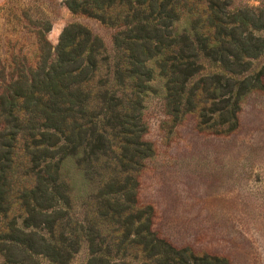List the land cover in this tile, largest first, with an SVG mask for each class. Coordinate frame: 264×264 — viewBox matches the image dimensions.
I'll return each mask as SVG.
<instances>
[{
  "label": "trees",
  "instance_id": "16d2710c",
  "mask_svg": "<svg viewBox=\"0 0 264 264\" xmlns=\"http://www.w3.org/2000/svg\"><path fill=\"white\" fill-rule=\"evenodd\" d=\"M65 5L123 29L112 55L81 25H67L55 47L44 29L35 68L24 61L25 73L9 78L0 98L4 264H72L83 242L85 264H228L176 247L154 229L152 208L138 206V177L154 156L143 110L158 98L171 128L194 113L202 132L233 131L241 99L262 88L264 68L249 71L264 55V9L230 0Z\"/></svg>",
  "mask_w": 264,
  "mask_h": 264
},
{
  "label": "rangeland",
  "instance_id": "374dc122",
  "mask_svg": "<svg viewBox=\"0 0 264 264\" xmlns=\"http://www.w3.org/2000/svg\"><path fill=\"white\" fill-rule=\"evenodd\" d=\"M230 1L255 13L264 9V0ZM186 18L183 13L180 29ZM70 24L89 29L111 55L112 37L123 29L73 13L65 0H0V98L8 93L10 77L25 73V64L35 68L37 33L49 28L46 39L55 47ZM260 68L264 55L253 61L249 72ZM260 80L261 90L241 99L238 124L231 132H225L227 127L220 133L200 131L194 113L171 128L162 101L146 102L143 138L153 145L154 156L138 177V206L152 208L154 229L176 247L225 258L228 264H264V75ZM74 214L82 222L83 208L77 206ZM86 246L81 244L72 264L86 263Z\"/></svg>",
  "mask_w": 264,
  "mask_h": 264
}]
</instances>
